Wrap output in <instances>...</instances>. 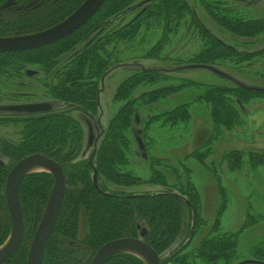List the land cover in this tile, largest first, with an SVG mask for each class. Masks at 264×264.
<instances>
[{
	"label": "trees",
	"instance_id": "16d2710c",
	"mask_svg": "<svg viewBox=\"0 0 264 264\" xmlns=\"http://www.w3.org/2000/svg\"><path fill=\"white\" fill-rule=\"evenodd\" d=\"M33 1L0 0V11L9 4L10 9L20 12L15 19L0 18V38L26 36L48 30L68 18L86 0H38L37 6L30 10L28 6ZM138 1L107 0L87 24L63 40L34 50L0 54V84L14 91L15 81L19 82L25 75L21 72L28 66H37L46 77L38 83L51 99L75 106L79 111L85 110L93 117L98 116L102 83L106 81V75L112 67L110 58L113 53L108 50L109 47H115L119 43L133 45L146 21L147 27L157 26L162 29L163 36L176 33V29H179L187 15H191L192 22L196 27H200L187 0H152L142 17L114 33L107 35L102 32L95 38L94 43L89 44L87 39L85 44L80 46L93 30L99 32L101 28L105 29V26L123 20L130 13L127 11L135 7ZM196 1L224 31L244 39H255L264 33V17L257 20L245 19L237 14L231 17L230 14H225L226 11L217 0ZM24 11L27 12L22 13ZM202 32L204 48L189 60L187 68L213 67L229 61L238 65L264 58V49L238 50L212 33L204 30ZM87 43L89 46L77 53ZM161 43L162 40L148 54L151 55L154 51V55H157ZM71 55L73 56L63 63L62 70L52 73L55 67L60 65L63 56L65 59ZM170 77L172 76L163 73H151L135 74L126 79L118 87L113 98L115 103H120L121 106L110 118L106 128L98 130L97 137L95 135L96 150L93 154L91 152L92 155L88 158L86 153L92 150L86 144L84 124L80 118L66 111L31 117L23 121L11 120L13 123H23L24 128L17 143L4 142L2 146L10 160L0 168V246L5 243L11 231L5 198L9 170L24 157L42 154L59 163L66 177V194L56 226L47 242L43 264H91L96 252L104 244L120 238H138L140 229L143 228L148 232L145 241L161 257L162 264H235L238 236L249 228L250 224L248 218L238 233L218 235L228 202L224 187L219 188L220 206L210 234L204 237L194 250L188 251L200 222H206L202 215L203 200L200 192L189 179L185 187L178 190L177 185L181 183L169 182L161 171L163 160L159 157H150L151 175L148 179L128 170L132 166L131 159L134 146L136 147L134 123H139L135 119V111L138 108L143 111L146 107L179 93L188 87L187 85L196 84L185 80L178 86H166L137 95L143 85L156 84ZM257 93L246 91L241 85L234 88L220 85L207 87L197 101H203L210 106L212 130L216 131L214 137L221 136L224 132L231 133L245 125L242 111H245L248 99L256 97ZM189 107V104H185L172 111L150 116L143 121L142 132L145 134L158 122H161L162 126L170 127L188 124L191 121ZM0 115L5 116L7 113ZM196 155L203 157H200L199 148L193 151L190 157ZM248 156L251 157L252 165L260 164L259 156ZM225 161L233 171H239L242 156L232 152ZM95 170L98 177L97 188L93 183ZM53 185V176L45 172L33 173L23 179L19 198L25 225L24 238L18 251L3 264H27L29 247L43 217ZM142 186L162 187L166 190L159 193L126 192ZM180 205L189 209L191 221L196 222V228L194 230L191 224L189 241L180 243L179 249H175L173 246L181 236L184 224ZM82 213L85 215L86 227V237L83 239L80 238ZM214 234L217 235L213 236ZM262 252L264 251L260 250V253ZM167 253L169 255L165 256ZM261 255L263 257H255V260L264 262V254ZM106 264L145 263L134 255L122 253L113 256Z\"/></svg>",
	"mask_w": 264,
	"mask_h": 264
},
{
	"label": "rangeland",
	"instance_id": "374dc122",
	"mask_svg": "<svg viewBox=\"0 0 264 264\" xmlns=\"http://www.w3.org/2000/svg\"><path fill=\"white\" fill-rule=\"evenodd\" d=\"M151 1L139 0V3L128 11L130 13L127 12L128 14L123 20L111 23L108 27L105 26V29L104 27L101 28L99 32L97 30L94 32L93 30L80 46L85 44L87 39L89 44L94 43L95 38L102 32H106L107 35L114 33L119 31L124 25L142 17L149 9ZM187 1L193 8L194 13L202 19L204 25L211 29L214 36L219 37L228 45L245 51L264 49V33L255 37V39L238 37L218 27L196 0ZM218 2L222 5L223 10L226 11L225 14H230L229 16L231 17L236 14L249 20H257L264 17V0H217ZM38 3V0H34L28 8L32 10ZM15 10L10 9L9 4H6L4 8H1L0 18L8 20L17 18L20 12ZM25 12L27 11L22 13ZM146 22L148 23V21ZM146 22L135 38L136 41L133 45L130 44L131 46H129L119 43L117 46L114 47L113 45L108 49L113 53L110 58V66L112 67L106 75L107 79L103 85L105 88L101 94L102 109L99 110L98 119H101L103 129L106 128L110 118L121 106L120 103H115L113 100L116 90L126 79L132 78L135 74L154 73L158 75L163 73L172 76L156 84L147 83L143 85L137 91V95L166 86H178V84L184 83L183 81L185 80V82H195V85L189 84L187 85L188 87L182 89L179 93L163 99L155 105L146 107L143 111L139 108L135 111V119L139 123H134L133 134L134 132L136 134L134 142L136 147L134 146L131 159L132 166L128 170L133 171L143 179H148L151 175L149 169L150 157H159L163 160L161 171L166 175L169 182L181 183L177 185L178 190L183 189L189 179L191 184L200 192L203 200L202 215L206 222H200V226L197 227L193 235L195 237L189 244L188 251L194 250L200 241L210 234L211 226L220 206L219 188L220 186L224 187L228 202L226 211L221 219V232L218 235L221 233H238L249 218L250 227L242 231L238 236V252L235 255V264L252 261L259 256L263 257L261 254H264V252L260 253V250L264 251V92H258L256 97H250L246 102V112L242 111V117L245 121L244 126L231 133L224 132L223 135L216 137H214L216 131L212 130L210 106L203 101H197V98L210 85L233 88L237 85H245L264 88V58H258L252 62L238 65L229 61L213 66V68L227 73L230 80L221 78L207 69L187 68L189 60L199 54L205 44L203 40L204 34L201 28L196 27L195 23L192 22V16L187 15L184 18L182 25H180L178 30L176 29V33H170L165 36L162 34V29L157 26L147 27ZM160 40H162V43L159 47L160 49H158V54L154 55V51L151 55L148 54ZM87 46H89L88 43L77 53ZM73 55L65 59L66 55L63 56L60 59V65L56 66L52 73L62 70L63 63ZM21 74L35 75L33 77L35 83L32 82L31 86L32 91L37 95L29 98V101L36 99L46 102L51 100L49 97L46 99L42 96L45 90L36 83L43 78L46 79L39 67L28 66ZM232 78H236L238 81L232 80ZM185 104L190 106L191 121L188 124L170 127L162 126V123L158 122L154 123L145 134L142 132L144 130L143 121L150 116L172 111ZM55 105L54 111L63 110L77 117L76 114L79 110H76L75 106L59 102H55ZM105 106L107 107L105 108ZM7 129L13 132L15 130L12 126ZM138 139L141 140L144 149H140L138 141L136 142ZM197 148H199L200 157H203L199 158L197 155L190 157V154ZM232 152L239 153L242 156V165L239 171H233L225 161V158ZM86 154V158H88L90 150ZM251 154L259 156V165L250 163L251 157L248 155ZM110 187L112 188V186ZM164 190L166 189L162 187L142 186L126 192L159 193ZM180 210L184 224L182 234L173 246L175 249H179L180 243L189 241L188 232L190 225L192 224L194 230L196 228V222L191 221L189 209L180 205ZM84 218L85 215L82 213L81 239L86 237ZM215 235L217 234L213 236ZM256 254H259V256H256ZM168 255L169 253L165 256Z\"/></svg>",
	"mask_w": 264,
	"mask_h": 264
},
{
	"label": "water",
	"instance_id": "95a60500",
	"mask_svg": "<svg viewBox=\"0 0 264 264\" xmlns=\"http://www.w3.org/2000/svg\"><path fill=\"white\" fill-rule=\"evenodd\" d=\"M107 0H86L74 13L58 25L35 34L0 38V54L34 50L53 44L70 36L87 24L101 9ZM132 10V9H131ZM130 11V10H129ZM128 12V11H127ZM224 79L230 77L213 67L201 66ZM242 88L253 92H264V89L241 85ZM12 111H23L30 114L49 110L46 104H29L10 106ZM140 149H144L141 140H137ZM93 136L89 138V145ZM4 164L0 162L2 167ZM33 167H42L44 170L31 171ZM48 173L54 178V185L49 196L43 217L34 234L28 251L27 264H43L47 242L56 226L60 208L66 194V177L59 163L42 154H33L21 159L9 171L6 179L5 197L11 221V231L4 245L0 247V264L5 263L19 249L22 244L25 225L21 211L19 190L23 179L33 173ZM93 183L98 187L97 171H94ZM182 198V197H181ZM189 204L188 201H186ZM147 229H140L138 238H120L104 244L95 254L91 264H106L117 254H131L141 259L145 264H162L160 256L145 241ZM138 256H137V255ZM242 264H264L262 261L252 260Z\"/></svg>",
	"mask_w": 264,
	"mask_h": 264
},
{
	"label": "flooded vegetation",
	"instance_id": "af4514ba",
	"mask_svg": "<svg viewBox=\"0 0 264 264\" xmlns=\"http://www.w3.org/2000/svg\"><path fill=\"white\" fill-rule=\"evenodd\" d=\"M194 15L196 16L198 25L200 26L201 30H204L208 33L213 34L211 29L207 28L204 25L202 19L200 17H198L195 13H194ZM34 76L35 75H33V74L23 75L22 78L19 79V82L15 81V83L13 85L14 91H11L8 88L3 87L0 84V114L7 113V115H5V116L0 115V162L4 164L2 167H4L5 164L10 160L9 156L5 154V152L2 148L4 142L17 143L20 139V133H21L22 129L24 128L23 123H21V122L13 123L11 120L23 121V120H26V119L31 118V117L47 116V115H51V114H57V113H60L63 111V110H59L58 112L54 111L55 107H56L55 102H57V101H53V99L48 100L46 102L41 101V100H36V99L32 100V101L28 100L29 98H33V96L37 95L34 91H32L33 89L31 86L32 82L35 83L34 78H33ZM232 79L238 81L236 78H232ZM36 83L39 84L38 82H36ZM103 85L104 84L102 83V90L105 88V86H103ZM42 96H44V98H46V99L48 97L51 98V96L46 91H45V93H42ZM99 103H100V109H102L101 98H100ZM29 104H46L49 106V110H47L45 112H41V113L30 114V113L23 112V111H12L9 109L10 106H21V105H29ZM106 107L107 106H105V108ZM245 112H246V109H245ZM83 113H87L88 115L83 114ZM76 115H77V118H80V120L84 124L85 130H86V136H87L86 137V144L88 145V148L89 149L91 148V150H92V151H90V154H91V152L93 154L95 152L94 150H96L95 145L97 146V139L95 138V135L97 137L98 130L103 129L102 121H101V119H98V116L93 117V115L89 114L85 110L77 112ZM10 126L15 128L14 132L11 131L10 129H7ZM92 132H95V134ZM90 136H93V142L91 145H89ZM90 164L92 165V163H90ZM2 167L0 166V168H2Z\"/></svg>",
	"mask_w": 264,
	"mask_h": 264
},
{
	"label": "bare ground",
	"instance_id": "6f19581e",
	"mask_svg": "<svg viewBox=\"0 0 264 264\" xmlns=\"http://www.w3.org/2000/svg\"><path fill=\"white\" fill-rule=\"evenodd\" d=\"M33 170H35V171H41V170H44V168H42V167H33L32 169H31V171H33ZM137 255V254H136ZM138 256V255H137Z\"/></svg>",
	"mask_w": 264,
	"mask_h": 264
}]
</instances>
